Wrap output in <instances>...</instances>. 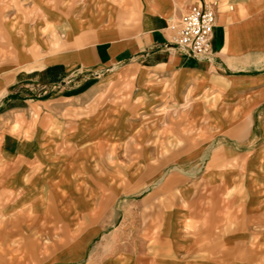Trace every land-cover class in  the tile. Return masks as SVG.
<instances>
[{
	"label": "crops",
	"instance_id": "1",
	"mask_svg": "<svg viewBox=\"0 0 264 264\" xmlns=\"http://www.w3.org/2000/svg\"><path fill=\"white\" fill-rule=\"evenodd\" d=\"M0 264H264V0H0Z\"/></svg>",
	"mask_w": 264,
	"mask_h": 264
},
{
	"label": "built area",
	"instance_id": "2",
	"mask_svg": "<svg viewBox=\"0 0 264 264\" xmlns=\"http://www.w3.org/2000/svg\"><path fill=\"white\" fill-rule=\"evenodd\" d=\"M216 18L213 6H194L181 17L174 43L187 48L195 57L206 55L211 50Z\"/></svg>",
	"mask_w": 264,
	"mask_h": 264
}]
</instances>
